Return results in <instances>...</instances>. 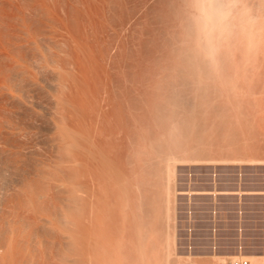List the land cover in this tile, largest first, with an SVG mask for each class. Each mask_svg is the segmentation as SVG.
<instances>
[{"label":"rangeland","instance_id":"rangeland-1","mask_svg":"<svg viewBox=\"0 0 264 264\" xmlns=\"http://www.w3.org/2000/svg\"><path fill=\"white\" fill-rule=\"evenodd\" d=\"M236 1H237L236 2L237 4L234 1L236 6L235 5L233 6V8L236 9V11L232 10V14L234 12L235 14L233 16H236V14L239 12V17L242 16V19L240 18V20L242 21L238 20L237 22V20L235 21L236 17L235 19L233 17L235 21L234 24L236 25L235 27L233 26L234 24L231 25L232 32L230 30L231 34L228 35L227 41L225 42L226 43L225 48L223 45V50L221 49L222 50L220 52L221 55L219 56H221L222 58L218 57L219 59L217 63L218 66L216 67L215 70H207L205 75L203 76L204 78H202L200 84H198V78H196L197 70H193L192 68H189L188 64L184 62L186 61L185 53L187 54L185 49H187L188 46L190 45V42H188V37L186 36V30L188 29V25H190L189 21L191 19L190 18L191 16L188 12V9H189L188 0H57V1L56 0H39V2H42L43 4L38 3V0H34V1L33 0H9V1L0 0V13H1L0 14L1 16L0 17V31H1L0 32V56L4 58V59H1L0 57V71H1L0 80L2 82L0 83L1 85L3 84L5 85V86L3 85L4 87L0 86V92H1L0 99L2 100L3 98H7V99H4L5 101L3 100L0 101V104H1L0 105V126H1L0 130L3 129V131H0V141H1L0 142V163H1L0 164V169H1L0 170V182H1L0 183V188H1L0 189V217L2 216V218H0V228H2L0 229L1 230L0 231V237H1L0 246L1 247L3 246V242L5 244V241H4L6 239L5 237L8 235V232H9L8 229L10 225L13 224V222L14 224L16 223L18 224L19 222H21L22 224V221H24L23 224L27 226L26 221H28L29 225L27 226V228L29 227L31 228L32 226V228L34 229L36 226L38 227L36 228V230H33L31 228V231L33 230L31 233L29 232L30 228L28 229L29 230L28 231L29 232L28 241L31 240L30 242H28V244L31 243L30 244L32 248L31 251L33 250V248H36V249L38 248L39 254H40V251H41L40 248L46 245L45 250L43 249L44 248L43 247L42 251L43 250L44 251L43 252L41 251L42 253L46 251L45 252L46 259L49 260L50 256L53 258L56 255L55 250L57 249H54L56 248L54 246H57V242L59 243L58 239L60 236L62 240L63 235L58 234L61 231L60 229H58V231L54 229L56 231L55 233V231L53 230V228L55 227L53 226H56L57 228L58 223L61 224L62 222L61 220H59V218H61V215L62 217L64 216L62 212L64 213L65 211L64 208L66 207L65 206L66 202L64 204L63 199L65 198L66 193H68V191L66 192L65 190L63 191L60 189L70 190L76 186L74 184L75 186L71 188V186L73 185L72 184L73 182L71 183L70 180H69L70 182L66 180L68 184H63L64 186L61 183L65 182V180H62V179H64L65 176L68 175L70 172L76 173V172H72L74 169L75 170L78 169L81 172L82 171L86 172L88 173V175L91 174L89 175V177H87V174H86L84 177L80 176L77 178V180L80 183H82L81 185L83 186L87 185L86 187L89 190V192L91 190L94 193L98 190V188L99 189L100 187L103 188V186H105L107 190L105 188H103L102 190H106V191L109 190L107 193L105 191L106 194H104V197L102 196L103 201H104L102 203L105 205L104 206L103 204L101 205L104 208V210L107 207L111 208L113 204H110V202L112 201L113 203L115 199L116 201L114 202V207H113L114 209L118 210V208L125 206V212L127 213V217H126L127 220L124 226L125 235L126 234L128 236L134 235L133 234L135 233L134 231H137V229H139V227L137 226L139 220L141 221V224H138V225H140V229L142 228V230L140 231H143V233L146 230L147 231L150 230L148 229V228H151V226L149 225V222L154 221L153 223L154 226L152 228H154L155 231L157 230V232L159 231L158 236L160 237V239L164 238V235H165L164 233H166V230H168V227L165 226L166 225V219H165L166 215L165 214L167 213L166 203L164 202L166 200L165 186L167 187V185H169L167 184V180H166L167 174L165 171L167 167L166 165L167 163H164V161L166 160L165 162H167L169 160V157L172 155V153H175L174 156L176 157L177 155V157H180L179 159H182V158L186 159V158H191V157L193 158V156L194 158L197 157L196 159H200V158L202 159V160L200 159L201 161L199 163H191V164L183 163L182 165L181 163L176 164L175 166L176 174H174V178L172 179L174 182L171 181L172 185L170 184L171 186H169L170 187L169 189L176 188V193H175L176 197H175V202H174L175 210L174 212L170 210V213L172 215L174 213L175 222L171 221L170 224L175 225L176 241L177 243H180L179 244L180 246L178 245L177 248L179 249L182 248L184 251L187 250L183 254L184 257L186 256L188 258V256H190L188 258L189 260L191 258L193 262H195V259H196V262L198 261V263L200 264H215L217 263L218 258L219 259L228 258V256L231 257L233 255H237V252H242L243 256L261 255V252L264 251V35H263L264 26H262L263 30L262 28L261 30L259 29L261 32L260 31L258 32L256 30L258 34L257 32H255L251 36L252 43L247 42V40L249 41V39H247L245 35H248V34L243 33V30H242L244 28V25L247 26V24L243 23V26L241 27V22H245L243 21L245 19V15H247L250 18L252 16H257L258 14L262 15L260 11L262 8H260L261 6H258L261 0H236ZM37 6L40 8H38ZM43 6L45 10L42 8ZM3 7L5 8L7 7V8L5 9ZM245 7L246 9L247 7H249V9L246 10L247 12L245 15L242 14L243 13L242 11L241 13L242 15L240 16V11L243 10V8L245 9ZM16 8H19V9H16ZM18 10L20 11L18 12ZM44 11L46 12V14ZM3 15H5L6 18H2ZM18 16H20V18ZM9 18L11 20H8ZM13 19L15 20V22ZM18 19H19V22H18ZM257 19H260V17ZM4 21H5V24H4ZM23 21L25 22L26 26ZM255 21L259 23V21L261 20L259 21L255 20ZM22 25H24V27ZM27 27L29 29V34H27L28 33V30L26 29ZM246 29L247 28H245V30ZM9 31L12 33H9ZM16 31L17 32L19 31L18 34ZM1 33L6 34V36L7 35L8 36L6 37L5 35H2ZM9 34H11L10 35L11 37L9 36ZM12 34H15V35L13 36ZM23 35L27 38H25ZM16 37H18V39H15ZM252 37L254 39H252ZM22 38L23 39L25 38L24 39V42L26 41L25 43L22 42L23 41ZM12 39L15 41H13ZM17 40H20V41H17ZM72 40L74 41V43H72L73 42ZM76 40L78 41L77 44H76L77 42ZM87 41L89 42V44L87 43ZM3 42H5V45ZM10 42H12L13 44ZM65 42L67 43L66 47H65ZM84 42H86L87 44ZM93 42L95 43L93 44ZM246 42L251 43L250 45H248V48H247ZM17 44L19 46H16ZM83 45H87V46H83ZM13 48H16V49L13 50ZM19 48H20V51H19ZM225 49L226 51H224ZM15 50L17 51V54ZM241 50L243 52H241ZM86 52L88 53L90 52V53L87 54ZM72 53L74 56L72 55ZM64 54H68V55L65 56ZM86 54L92 57L91 58L89 56L85 57L84 55ZM224 54L226 57L223 56ZM11 55L13 57L16 55L19 59L17 57H14L15 58L14 59ZM75 55L77 56V58ZM181 55H182V58H181ZM24 56H25V59H24ZM5 57L7 58L5 59ZM223 57H225V59ZM76 59L78 62L76 61ZM66 60L67 61L69 60L71 63L69 61L68 63ZM81 60L83 61V63ZM74 61L78 65H80L78 67L81 69V71L80 69L77 70L76 67L72 65L74 64ZM28 62L30 63V65H28L29 64ZM4 63L5 65H3ZM18 63H20L23 66L21 65H20L21 67L19 65L17 66ZM44 63L46 65H44ZM87 63H89L90 66ZM57 66L60 68V70ZM185 66H188V67L186 68ZM6 67L9 68L8 69L9 71L7 70ZM23 67L25 68L26 72L22 71L24 70ZM183 67L186 69H184ZM182 68H183V71H182ZM242 68H245V69H242ZM12 69H14V71L16 69H22V70H19V71L16 70L14 72ZM101 69L102 71H100ZM76 71L78 72L80 71V73L76 74L77 73ZM12 72L13 74L16 73L15 74L16 77L15 75H12L13 77L11 76ZM68 72L72 73V76L71 74L69 75ZM88 72L90 73L88 74ZM25 74H29V75H25ZM8 75L10 77H8ZM5 76H6V79L4 80ZM30 76H33V77H30ZM211 78L213 81L211 80ZM235 78H236V81H235ZM16 80H19V81H16ZM78 80H80L81 82L79 83ZM83 82L84 84H81ZM7 85L10 88H12L11 89L12 93H11L10 88L6 89L8 87ZM83 85H85L84 87L86 88H84ZM60 86L62 87L60 88ZM200 86H203L201 87L202 90L200 89ZM4 88L6 90H4ZM203 88L205 91L203 90ZM80 89H83V90H80ZM80 91L84 93L82 94ZM86 92H87V95H86ZM8 93L12 95L14 94V96ZM89 93H92V95ZM15 97H17V99H14ZM57 98H61V101H63V99L65 98L64 99L65 101L63 102H66V103H63V102L60 103L58 101L60 99H57ZM87 99L88 101H86ZM100 99H103V100H100ZM190 99H193V100H190ZM18 100H21V101H18ZM83 100L86 101L87 103L86 102L84 103ZM74 102H77L75 104L78 105L77 106L78 108L76 106H75L76 108L74 107L75 105L73 104ZM172 102L178 103L180 105H190V104L192 105V103H194L195 105L199 103L197 106L200 105L199 106L200 109L197 108V106L195 105L198 110L197 111L198 114H196L197 115V122H196L197 127H195L193 130L191 129L192 131H190L189 134H188L189 131L187 132L185 128V126L187 127L186 125L187 123L185 122L180 123L179 116H177V118L179 119H175L176 118L175 117L174 119H172L173 123L171 122V118H172L171 117V103ZM9 103H11L12 105ZM105 103L106 104L111 103V104L106 105ZM17 104H20V105H17ZM64 104H68V105L73 104L72 105L73 107L70 108V106L68 105L65 106ZM79 104L82 105L80 107L81 110L79 108L80 106ZM155 104H158V105H155ZM8 105L9 106L11 105V107H8ZM102 105L104 106L106 105V107ZM95 106H97V108ZM92 107H93V110H92ZM11 108H14L13 109L14 112ZM17 108L19 109L17 110ZM59 109L60 110L62 109V110L60 111ZM110 109L112 111L111 113L112 115L110 114L111 112ZM113 109L115 112L113 111ZM15 110L18 112L16 113ZM1 112L2 113L4 112L2 116H1ZM75 112L78 113V115ZM93 114L95 115L93 116ZM108 114H109V117H107ZM116 114L117 116H120V117L118 118ZM96 116L98 117L96 118ZM101 116H102V119H101ZM90 117L93 119H90ZM21 118H23L24 120ZM55 118H58L59 120ZM60 118L62 119V121ZM76 120H78V122H76ZM82 120L86 121L85 122L86 131L83 129L84 127H82L84 125V121ZM101 120L102 122H100ZM174 120H176L175 123H174ZM8 121H10L9 122L10 126L9 124H6L8 123ZM93 121L95 122V124L97 122V124L94 125ZM98 121H99V124H98ZM1 122H3V124ZM78 123H80L79 126H78ZM88 123L90 125H88ZM16 125H17L16 128L18 131L20 128H22V130L18 132L13 127ZM63 125L65 127H63ZM2 126L4 128H2ZM117 127L120 129H117ZM71 128H73L72 129V133L74 131L73 134H76L75 133L77 132L76 130H79V132L84 131V133L86 132L87 134L89 133V140L91 141V143L89 144L90 141L88 140L89 142L86 145L88 151H86L85 152L86 154L82 156L75 154L76 150L72 148L73 146H71L72 145L71 142L73 140L71 139V137L70 138L68 137L69 139H67V136L64 135L63 133L64 130L66 131L70 130L71 132ZM93 128H95V130ZM8 129L10 131L12 130L13 132L12 131L9 132ZM54 129L55 130L60 129V130L59 131L56 130L55 132ZM107 130L109 131L105 132ZM123 131L125 134L123 133ZM200 131H202V133ZM90 132L91 133L93 132L95 136L93 135V133H92L93 135L92 136ZM98 132L100 133V135ZM112 132H113V135H112ZM114 133H118V134H114ZM182 133H183V136L181 135ZM20 134L21 135L23 134L24 136H21ZM58 134H61L63 136L61 135L58 136ZM18 136H21L20 139ZM57 136L61 138V141H60V138H59V141L60 143H63L62 146L59 142L55 141L56 139L58 140ZM64 136L66 137L69 145L66 142ZM16 137H17V140H16ZM200 137H203V138H200ZM5 138H7V141ZM173 138H175V140ZM3 140H5L6 144ZM14 140H16L18 143H14L16 142ZM99 140L101 141L100 144H99L100 142ZM2 141H3V145L1 144ZM51 141H53L54 144ZM25 142L27 143L24 144ZM47 142L50 143V145L51 144L52 145L50 146ZM64 142L66 143L64 144ZM94 142L96 143V145ZM18 144H19V147L21 146V144H23L24 147L22 146V148L20 147L21 148L20 149L19 147H17ZM56 144L58 147L53 146ZM63 145L69 146V147H64ZM7 146H11V147H7ZM98 146L99 148H101V150H99ZM112 146H114L115 148H113ZM175 146L176 147L178 146V147L176 148ZM59 147L60 148L63 147L64 151L60 149ZM6 148L8 149V151ZM66 149H69V152ZM23 150H26V151L22 152ZM138 150H139V154H138ZM4 151H6V153ZM91 151L93 152V154ZM18 152L21 153V155L18 154ZM99 152H102L104 156L102 155V153L100 154ZM66 153L68 155H66ZM23 154H25L24 157H22ZM59 154L60 156H58ZM89 154L91 156H89ZM97 154L99 155L97 156ZM85 155H87L88 157ZM105 155L108 157H106ZM185 155L186 156L189 155V156L186 157ZM18 156H21V157H18ZM15 157L16 159H14ZM117 157H118V160H117ZM158 157L161 159H159ZM165 157H168V158L165 159ZM101 159H102V163H100ZM104 159L107 160L108 163L107 162L105 163ZM143 159H145L146 161L145 160L143 161ZM111 160H113V162ZM3 161H4V165H3ZM6 161L7 162L9 161V162L7 163ZM63 161H65L64 163L66 165L63 163ZM72 162L73 163L75 162L76 164H73ZM78 162L80 163L78 164ZM59 163L61 165H58ZM69 164H73V165H69ZM108 164L109 166H111L110 167L111 169H106L109 167L107 166ZM15 165L16 166L18 165L17 167H19L20 170ZM113 165L114 166L116 165V166L114 167ZM162 166H166V167H162ZM53 167L56 170L51 169ZM63 167L67 169L65 170ZM99 167L103 170L99 169ZM139 167H142V168L139 169ZM57 169L59 171L61 170V172L62 171L64 172L60 173L59 171H57ZM40 170L42 172H40ZM117 170H121V172L120 171L117 172ZM37 172H39L41 176L39 173L37 174ZM51 172L53 174H51ZM106 172H107V175H106ZM124 172L126 174H124ZM152 172H153V175H152ZM35 173L38 176L35 175ZM43 174L45 176H42ZM133 174L134 176H131ZM34 175L36 178H34ZM47 175H49L52 178L50 179V177L49 176L47 177ZM53 175L54 176L56 175V177L59 178L58 180L59 181L61 180V183L58 182V180L56 181L57 178H55ZM28 176L30 177V179L32 178V180H30ZM61 176L62 178H60ZM101 176L103 177L105 181L102 180ZM39 177H41V179ZM95 177L99 181L97 179H94ZM121 177L125 178L124 181ZM46 178L49 179V181ZM106 178L109 179L110 182L107 181ZM25 180L29 181V183L32 186L31 188L34 189V193L37 194L35 195L37 198L33 196L34 193L32 194V196L30 194L31 197L29 196L26 197L24 194H22L24 193L22 189L24 187L23 184L28 183L27 181L25 182ZM120 180L123 181L122 184ZM38 181H41L40 182L41 184H39ZM44 181L48 183L46 184V182ZM79 182H77V184H79ZM83 182L85 183L83 184ZM119 182H120V185L118 184ZM58 183L60 184V186ZM145 183H146V186H145ZM43 184L47 186L44 185L43 187L42 186ZM69 184H72V185L69 186ZM132 185H134V187H132ZM16 186H19V188ZM38 187L39 189L40 188H43V189L39 190ZM74 191H73V194L76 193V191L75 192ZM57 192H60V193L56 194ZM63 192H66L65 195ZM52 193L53 195H51ZM26 194L28 195V193ZM63 195H64V198H63ZM15 196H16V199H15ZM55 197L56 198L59 197L60 199L58 198L59 200H57L55 199ZM27 198L30 200H27ZM23 199H26V201L28 202H26ZM123 201H124V204L121 205V202L123 203ZM108 203H109V206H108ZM119 203H120V206H119ZM8 204H9V207L8 206L5 207ZM62 204H64L65 207H63ZM60 205L62 209L60 208ZM140 205L141 207L138 208ZM11 206L13 207L12 211L10 209ZM129 207L133 209V211ZM134 208L135 209L138 208L140 211L135 210ZM35 209L37 211H35ZM14 210L16 213L14 212ZM4 211L6 213L8 211V213L6 214L4 213ZM31 211L35 213L33 214ZM134 212L138 215V218ZM151 213H153V215ZM54 214H56L58 217H56V215ZM19 215H21V217ZM39 215H41V217ZM13 216L15 217V219H13L14 218ZM38 216L41 219H39ZM139 216H141L142 218H140ZM42 217L44 218V220ZM50 217H52L53 219H51ZM130 219H131V222H130ZM6 220L7 222H5ZM10 220L11 221L14 220V221L11 222ZM34 220L37 222H34ZM38 223H41V224H38ZM135 224L137 228L135 227ZM44 225H45V228H44ZM18 227L20 228L21 226H18ZM39 227L40 228L43 227V228L40 230ZM48 227H50V229ZM59 227L61 226L58 225V228ZM37 229L40 232L37 231ZM46 229H49V230L45 231ZM43 232H45V235ZM32 233H35L36 236L33 235ZM53 233H55L58 236V238ZM54 235L55 237H53ZM30 237L31 239H29ZM51 237H53L54 242H56V244L53 241L51 242L49 240ZM2 238H5V239H2ZM36 239L37 240L39 239V241L37 242ZM55 239L57 240L55 241ZM63 240L61 242H63ZM39 242H40V245L37 244ZM52 243H54V246H52L53 245ZM156 244L161 245L158 242L155 243V245ZM1 247H0V250L2 249ZM50 248L54 250L52 251ZM38 249L36 250L37 252L34 250L35 252H32V253L37 254ZM188 253L190 255H188ZM52 258H50L51 259L50 261L53 260ZM48 263L52 264L53 262L50 263L49 261H47V264ZM162 263H163V260L161 261V264ZM231 263L232 261H230L228 264H231ZM224 264H226V262Z\"/></svg>","mask_w":264,"mask_h":264},{"label":"bare ground","instance_id":"bare-ground-1","mask_svg":"<svg viewBox=\"0 0 264 264\" xmlns=\"http://www.w3.org/2000/svg\"><path fill=\"white\" fill-rule=\"evenodd\" d=\"M5 1V0H4ZM9 1V0H8ZM34 1V0H33ZM57 1V0H56ZM234 1H235V3L237 2L236 0H209V2H210V6L212 7V9L216 12V14H217V24H216V29H215V31H214V33H213V36H212V47H213V49H214V52H213V54L209 57L208 55H207V53H206V45L202 42V39L199 37V35H198V33H197V31H196V29H195V27H194V25H193V21H192V15H193V7H194V0H188V7H189V9H188V12H189V14H190V25H188V29L186 30V36L188 37V42H190V45L188 46V48L187 49H185L186 50V52H187V54L185 53V55H186V61H184L185 63H187L188 64V66H189V68H192L193 70H197V75H196V78H198V84H200V82H201V80H202V78H204L203 76L205 75V73H206V71L207 70H215L216 69V67L218 66L217 65V63H218V57H221V56H219V55H221V51L223 50V45H224V48H225V45H226V41H227V38H228V35L229 34H231L230 33V30L232 29L231 28V25H233L234 23H235V21L237 20V22H238V20H240V18L242 19V14L243 15H245L246 14V10L247 9H249V7H247V9H246V7H245V9L243 8V10H241L240 11V16L241 17H239V12L236 14V16H233L235 13L233 12V14H232V10H235L236 11V9H234L233 8V6L235 5V3H234ZM13 2V1H12ZM18 2V1H17ZM8 3V2H7ZM6 3V4H7ZM36 3H37V1H36ZM35 3V4H36ZM38 3H41V4H43L42 2H39V0H38ZM98 3V2H97ZM5 4V3H4ZM237 4V3H236ZM74 5V4H73ZM242 5V4H241ZM257 5V4H256ZM5 6V5H4ZM18 6H19V4H18ZM36 6V5H35ZM38 6H40V5H38ZM37 6V7H38ZM236 6V5H235ZM247 6V5H246ZM258 6H261L260 8H262L260 11H261V13H262V15L260 14H258L257 16H252L251 18L250 17H248L247 15H245V19L243 20V21H245V22H241V27L243 26V23H246L247 24V26L246 25H244V28L242 29L241 27V29L243 30V33H245V34H248V35H245L246 37H247V39H249V41L247 40V42H251L252 43V40H251V36L255 33V32H259L260 30H261V28H262V26H264V0H261L260 1V4L258 5ZM16 7V6H15ZM14 7V8H15ZM244 7V6H243ZM3 8H5V7H3ZM7 8V7H6ZM5 8V9H6ZM21 8V7H20ZM23 8V7H22ZM38 8H40V7H38ZM43 9H44V6L42 7ZM236 8V7H235ZM242 8V7H241ZM16 9H19V8H16ZM47 9V8H46ZM22 10V9H21ZM37 10V9H36ZM45 10V9H44ZM48 10V9H47ZM257 10V9H256ZM8 11V10H7ZM20 10H18V12H19ZM38 11V10H37ZM242 11H243V13H242ZM17 12V13H18ZM45 12V11H44ZM257 12V11H256ZM242 13V14H241ZM1 14V13H0ZM8 14V13H7ZM22 14V13H21ZM45 14H46V12H45ZM32 15V14H31ZM100 15H102V14H100ZM4 16V17H3ZM2 16V18H6L5 17V15H3ZM16 16V15H15ZM37 16V15H36ZM41 16V15H40ZM260 17V19H257V18H259ZM1 17V16H0ZM8 17V16H7ZM12 17V16H11ZM19 18H20V16H18ZM42 17V16H41ZM111 17V16H110ZM187 17H188V15H187ZM233 17H234V19H235V17H236V19H235V21H234V19H233ZM239 17V18H238ZM244 17V16H243ZM255 17V18H254ZM1 18V19H2ZM17 18V17H16ZM22 18V17H21ZM43 18V17H42ZM46 18V17H45ZM69 18V17H68ZM253 18V19H252ZM51 19V18H50ZM91 19V18H90ZM8 20H11L10 18L8 19ZM14 20V19H13ZM25 20V19H24ZM255 20H261V21H259V23H257V21H255ZM50 21V20H49ZM52 21V20H51ZM232 21H233V23H232ZM240 21H242V20H240ZM1 22H2V20H1ZM14 22H15V20H14ZM18 22H19V19H18ZM17 22V23H18ZM24 22V21H23ZM36 22H38V21H36ZM85 22V21H84ZM103 23V22H102ZM4 24H5V21H4ZM12 24V23H11ZM23 24V23H22ZM24 24H25V22H24ZM7 25V24H6ZM19 25V24H18ZM18 25H17V27H18ZM21 25V24H20ZM37 25H39V24H37ZM109 25V24H108ZM235 25L236 24H234L233 26L235 27ZM23 27H24V25H22ZM25 26H26V24H25ZM48 26V25H47ZM186 26H187V24H186ZM22 27V28H23ZM51 27V26H50ZM114 27V26H113ZM112 27V28H113ZM5 28H6V26H5ZM10 28V27H9ZM29 28H30V26H29ZM42 28V27H41ZM44 28H46V27H44ZM116 28H118V27H116ZM245 28H247L246 30H245ZM14 29V28H13ZM27 30H28V33L27 34H29V29H28V27L26 28ZM54 29H56V28H54ZM260 29V30H259ZM3 30V29H2ZM18 30V29H17ZM48 30V29H47ZM257 30V31H256ZM262 30H263V28H262ZM12 31V30H11ZM51 31V30H50ZM61 31V30H60ZM90 31H91V29H90ZM95 31V30H94ZM1 32V31H0ZM17 32V31H16ZM19 32V31H18ZM18 32H17V34H18ZM23 32V31H22ZM27 32V31H26ZM56 32V31H55ZM231 32H232V30H231ZM235 32V31H234ZM242 32V31H241ZM258 32H257V34H258ZM261 32V31H260ZM263 32H264V30H263ZM9 33H12V32H10L9 31ZM45 33V32H44ZM53 33V32H52ZM126 33V32H125ZM240 33V32H239ZM2 34V33H1ZM16 34V33H15ZM15 34H12L13 36L15 35ZM24 34V33H23ZM27 34H25V35H27ZM42 34V33H41ZM50 34V33H49ZM256 34V35H257ZM2 35H5L6 36V34H2ZM11 34H9V36H10ZM22 35V34H21ZM95 35V34H94ZM236 35V34H235ZM255 35V36H256ZM264 35V34H263ZM8 36V35H7ZM6 36V37H7ZM13 36H12V38H13ZM24 36V35H23ZM31 36V35H30ZM37 36V35H36ZM82 36V35H81ZM113 36V35H112ZM231 36H233V35H231ZM262 36V35H261ZM11 37V36H10ZM25 37V36H24ZM254 37V36H253ZM252 37V39H254ZM258 37V36H257ZM263 37V36H262ZM25 38H27V37H25ZM24 38V39H25ZM76 38V37H75ZM183 38H185V37H183ZM259 38V37H258ZM2 39V38H1ZM15 39H18V37H16ZM23 39V38H22ZM24 39H23V41L22 42H24ZM34 39H36V38H34ZM13 40V39H12ZM65 40V39H64ZM184 40V39H183ZM235 40V39H234ZM13 41H15V40H13ZM17 41H20V40H17ZM16 41V42H17ZM31 41V40H30ZM70 41V40H69ZM73 41V40H72ZM77 41V40H76ZM75 41V42H76ZM82 41V40H81ZM96 41V40H95ZM26 42V41H25ZM24 42V43H25ZM83 42V41H82ZM119 42V41H118ZM246 42V43H247ZM4 43V45H5V42H3ZM10 43H12V42H10ZM15 43V42H14ZM24 43H22V44H24ZM31 43V42H30ZM71 43V42H70ZM72 43H74V41L72 42ZM78 43V41L76 42V44ZM84 43H86V42H84ZM83 43V44H84ZM87 43L89 44V42L87 41ZM86 43V44H87ZM95 42H93V44H94ZM110 43V42H109ZM225 43V44H224ZM228 43V42H227ZM239 43V42H238ZM251 43H247V48H248V45H250ZM13 44V43H12ZM12 44H10V45H12ZM20 44V43H19ZM21 44V45H22ZM37 44V43H36ZM66 42H65V47H66ZM76 44H75V46H76ZM79 44H80V42H79ZM126 44V43H125ZM230 44H232V43H230ZM34 45V44H33ZM183 45V44H182ZM253 45V44H252ZM9 46V45H8ZM8 46H6V47H8ZM16 46H19L18 44L16 45ZM28 46V45H27ZM26 46V47H27ZM69 46H70V44H69ZM83 46H87V45H83ZM89 46V45H88ZM1 47H3V46H1ZM77 47H78V45H77ZM117 47V46H116ZM187 47V46H186ZM185 47V48H186ZM246 47V46H245ZM25 48V47H24ZM121 48V47H120ZM123 48V47H122ZM14 49H16V48H13V50ZM18 49V48H17ZM70 49V48H69ZM71 49H73V48H71ZM78 49V48H77ZM87 49H89V48H87ZM117 49V48H116ZM222 49V50H221ZM229 49H230V47H229ZM252 49V48H251ZM6 50V49H5ZM24 50V49H23ZM176 50V49H175ZM7 51V50H6ZM11 51V50H10ZM16 51V50H15ZM19 51H20V48H19ZM28 51V50H27ZM80 51V50H79ZM88 51H90V50H88ZM92 51V50H91ZM125 51V50H124ZM224 51H226V49L224 50ZM228 51V50H227ZM12 52V51H11ZM69 52V51H68ZM71 52H72V50H71ZM93 52V51H92ZM101 52V51H100ZM241 52H243L242 50H241ZM34 53V52H33ZM66 53V52H65ZM79 53V52H78ZM81 53V52H80ZM87 54H89L88 52H86ZM95 53V52H94ZM223 53V52H222ZM232 53V52H231ZM16 54H17V51H16ZM25 54V53H24ZM28 54V53H27ZM43 54V53H42ZM69 54V53H68ZM68 54H64L65 56L66 55H68ZM75 54V53H74ZM84 55L85 57L86 56H89L90 58L92 57V56H90V55ZM100 54V53H99ZM102 54V53H101ZM14 55V54H13ZM59 55V54H58ZM63 55V54H62ZM72 55H73V53H72ZM113 55V54H112ZM183 55V54H182ZM182 55H181V58H182ZM241 55V54H240ZM2 56H4V55H2ZM12 56V55H11ZM10 56V57H11ZM46 56H47V54H46ZM74 56V55H73ZM76 56V55H75ZM83 56V57H84ZM100 56V55H99ZM223 56H225V54L223 55ZM1 57V56H0ZM13 57V56H12ZM14 57H17L16 55L14 56ZM13 57V58H14ZM32 57V56H31ZM59 57V56H58ZM68 57V56H67ZM102 57V56H101ZM180 57V56H179ZM183 57H185V56H183ZM226 57V56H225ZM225 57H223L224 59H225ZM7 57H5V59H6ZM18 58V57H17ZM57 58V57H56ZM75 58V57H74ZM76 58H77V56H76ZM222 58V57H221ZM1 59H4V58H2L1 57ZM15 59V58H14ZM13 59V60H14ZM19 59V58H18ZM22 59V58H21ZM24 59H25V56H24ZM40 59V58H39ZM63 59V58H62ZM84 59V58H83ZM89 59V58H88ZM248 59V58H247ZM78 60H79V58H78ZM97 60V59H96ZM182 60H184V59H182ZM12 61V60H11ZM23 61V60H22ZM53 61V60H52ZM67 61V60H66ZM69 61V60H68ZM67 61V62H68ZM73 61V60H72ZM76 61H77V59H76ZM82 61V60H81ZM93 61V60H92ZM239 61V60H238ZM244 61V60H243ZM13 62V61H12ZM15 62H17V61H15ZM57 62V61H56ZM63 62V61H62ZM70 62V61H69ZM68 62V63H69ZM78 62V61H77ZM100 62V61H99ZM240 62V61H239ZM29 63V62H28ZM39 63V62H38ZM42 63V62H41ZM52 63V62H51ZM59 63V62H58ZM71 63V62H70ZM82 63H83V61H82ZM120 63V62H119ZM245 63V62H244ZM15 64V63H14ZM81 64V63H80ZM89 66H90V64L89 63H87ZM100 64V63H99ZM3 65H5V63L3 64ZM20 66L21 64L20 63H18L17 64V66ZM28 65H30V63L28 64ZM27 65V66H28ZM44 65H46L45 63H44ZM55 65V64H54ZM67 65V64H66ZM72 65H74L75 67H76V69L77 70H79L80 68L78 67V66H80V65H78L75 61H74V64H72ZM94 65V64H93ZM102 65V64H101ZM8 66V65H7ZM17 66H16V68H17ZM21 66H23V65H21ZM20 66V67H21ZM59 66V65H58ZM57 66V67H58ZM62 66V65H61ZM168 66V65H167ZM181 66V65H180ZM188 66H185L186 68L188 67ZM2 67V66H1ZM14 67V66H13ZM25 67H26V65H25ZM70 67V66H69ZM172 67V66H171ZM230 67V66H229ZM237 67V66H236ZM5 68V67H4ZM7 68V67H6ZM59 68V67H58ZM92 68V67H91ZM95 68V67H94ZM100 68V67H99ZM184 68V67H183ZM183 68H182V71H183ZM186 68H184V69H186ZM241 68V67H240ZM9 68H7V70H8ZM23 69L24 70H22V69H16L17 71H19V70H22V71H24V72H26L25 71V68L23 67ZM28 69V68H27ZM63 69V68H62ZM65 69V68H64ZM69 69H71V68H69ZM69 69H68V71H69ZM85 69V68H84ZM93 69V68H92ZM104 69V68H103ZM165 69V68H164ZM242 69H245V68H242ZM13 71H14V69H12ZM15 70V71H16ZM59 70H60V68H59ZM66 70V69H65ZM73 70V69H72ZM187 70H189V69H187ZM203 70H205V71H203ZM3 71H5V70H3ZM9 71V70H8ZM7 71V72H8ZM11 71V70H10ZM14 71V72H15ZM51 71V70H50ZM62 71V70H61ZM80 71H81V69H80ZM80 71L78 72V71H76L77 73L76 74H78V73H80ZM86 71H88V70H86ZM90 71V70H89ZM100 71H102V69L100 70ZM1 72V71H0ZM28 72V71H27ZM96 72V71H95ZM142 72V71H141ZM153 72V71H152ZM212 72V71H211ZM214 72V71H213ZM54 73H55V71H54ZM69 73V75L71 74V76H72V73H70V72H68ZM67 73V74H68ZM90 72H88V74H89ZM102 73V72H101ZM1 74V73H0ZM4 74V73H3ZM16 73H14L13 74V72H12V74H11V76L12 75H15ZM66 74V75H67ZM213 74V73H212ZM211 74V75H212ZM215 74V73H214ZM241 74V73H240ZM10 75V74H9ZM8 75V77H10ZM19 75H20V73H19ZM22 75V74H21ZM23 75H24V73H23ZM25 75H29V74H25ZM36 75V74H35ZM80 75V74H79ZM99 75H100V73H99ZM148 75V74H147ZM154 75V74H153ZM194 75V74H193ZM193 75H192V77H193ZM230 75V74H229ZM2 76V75H1ZM18 76V75H17ZM74 76H75V74H74ZM83 76V75H82ZM90 76V75H89ZM96 76V75H95ZM156 76V75H155ZM158 76V75H157ZM198 76V77H197ZM216 76V75H215ZM13 77V76H12ZM15 77H16V75H15ZM30 77H33V76H30ZM98 77V76H97ZM184 77H185V75H184ZM210 77V76H209ZM28 78V77H27ZM68 78V77H67ZM66 78V79H67ZM88 78H90V77H88ZM6 79V76H5V78H4V80ZM15 79V78H14ZM13 79V80H14ZM35 79V78H34ZM70 79H71V77H70ZM75 79V78H74ZM79 79V78H78ZM208 79V78H207ZM215 79V78H214ZM3 80V79H2ZM3 80V81H4ZM8 80V79H7ZM6 80V81H7ZM33 80V79H32ZM63 80V79H62ZM82 80V79H81ZM89 80V79H88ZM87 80V81H88ZM91 80H92V78H91ZM140 80V79H139ZM197 80V79H196ZM196 80H194V81H196ZM211 80H212V78H211ZM220 80V79H219ZM16 81H19V80H16ZM26 81V80H25ZM68 81V80H67ZM193 81V82H194ZM206 81V80H205ZM213 81V80H212ZM235 81H236V78H235ZM0 82H1V80H0ZM34 82H35V80H34ZM33 82V83H34ZM78 82L80 83L81 81L80 80H78ZM99 82V81H98ZM156 82V81H155ZM170 82V81H169ZM2 83V82H1ZM1 83H0V86H3V85H1ZM15 83V82H14ZM20 83V82H19ZM74 83V82H73ZM157 83H158V81H157ZM16 84V83H15ZM24 84V83H23ZM63 84V83H62ZM81 84H84V82L83 83H81ZM89 84V83H88ZM20 85V84H19ZM26 85H28V84H26ZM36 85H37V83H36ZM73 85V84H72ZM171 85V84H170ZM203 85V84H202ZM227 85V84H226ZM5 86V85H4ZM3 86V87H4ZM8 86V85H7ZM11 86V85H10ZM15 86V85H14ZM85 85H83V87H84ZM92 86H93V84H92ZM125 86V85H124ZM156 86V85H155ZM172 86V85H171ZM194 86V85H193ZM23 87V86H22ZM62 86H60V88H61ZM72 87V86H71ZM91 87V86H90ZM198 87V86H197ZM201 87H203V86H200V89H201ZM228 87V86H227ZM234 87V86H233ZM10 87L8 86L6 89H9ZM64 88H65V86H64ZM68 88V87H67ZM75 88H77V87H75ZM84 88H86V87H84ZM94 88V87H93ZM210 88V87H209ZM3 89V88H2ZM5 88H4V90H6ZM12 88H10V90H11ZM194 89V88H193ZM230 89V88H229ZM236 89V88H235ZM3 90V91H4ZM20 90V89H19ZM65 90V89H64ZM80 90H83V89H80ZM87 90V89H86ZM94 90V89H93ZM93 90H92V92H93ZM106 90V89H105ZM158 90V89H157ZM202 90V89H201ZM203 90H204V88H203ZM46 91V90H45ZM88 91V90H87ZM107 91V90H106ZM205 91V90H204ZM204 91H202V92H204ZM211 91V90H210ZM7 92V91H6ZM5 92V93H6ZM16 92V91H15ZM23 92V91H22ZM81 93H82V91H80ZM95 92V91H94ZM113 92V91H112ZM197 92V91H196ZM199 92H200V90H199ZM1 93V92H0ZM11 93H12V90H11ZM21 93V92H20ZM69 93V92H68ZM80 93V94H81ZM84 93V92H83ZM82 93V94H83ZM99 93V92H98ZM142 93V92H141ZM8 94H10V93H8ZM18 94V93H17ZM47 94V93H46ZM89 94H91L92 95V93H89ZM158 94V93H157ZM178 94V93H177ZM7 95V94H6ZM10 95H12V94H10ZM21 95V94H20ZM45 95V94H44ZM71 95V94H70ZM74 95H75V93H74ZM78 95V94H77ZM86 95H87V92H86ZM104 95V94H103ZM168 95V94H167ZM173 95V94H172ZM12 96H14V94L12 95ZM17 96V95H16ZM24 96V95H23ZM85 96V95H84ZM6 97V96H5ZM59 97V96H58ZM69 97V96H68ZM73 97V96H72ZM78 97V96H77ZM94 97H95V95H94ZM134 97V96H133ZM164 97V96H163ZM171 97V96H170ZM179 97H181V96H179ZM19 98V97H18ZM67 98V97H66ZM83 98V97H82ZM92 98V97H91ZM106 98V97H105ZM104 98V99H105ZM229 98V97H228ZM4 99H7V98H3L2 100L3 101H5ZM14 99H17V97H15ZM57 99H60V100H58L60 103H62L63 101H65L64 99H63V101H61V98H57ZM79 99V98H78ZM97 99V98H96ZM96 99H94V100H96ZM98 99H99V97H98ZM169 99V98H168ZM195 99V98H194ZM198 99H199V97H198ZM208 99V98H207ZM1 99H0V101H2ZM11 100V99H10ZM22 100V99H21ZM21 100H18V101H21ZM25 100V99H24ZM67 100V99H66ZM100 100H103V99H100ZM106 100V99H105ZM105 100H104V102H105ZM167 100V99H166ZM174 100V99H173ZM190 100H193V99H190ZM196 100H197V98H196ZM8 101V100H7ZM6 101V102H7ZM12 101V100H11ZM84 101V100H83ZM86 101H88V99L86 100ZM86 101H84V103L86 102ZM91 101H92V99H91ZM16 102V101H15ZM70 102V101H69ZM79 102H81V101H79ZM164 102V101H163ZM180 102V101H179ZM22 103H23V101H22ZM56 103V102H55ZM63 103H66V102H63ZM75 103H77V102H74L73 104H75ZM87 103V102H86ZM232 103V102H231ZM9 104H11V103H9ZM29 104V103H28ZM71 104V103H70ZM72 104V105H73ZM96 104H98V103H96ZM106 104V103H105ZM108 104V103H107ZM106 104V105H107ZM111 104V103H110ZM110 104H108V105H110ZM169 104V103H168ZM199 104V103H198ZM198 104H195L196 106L198 105ZM1 105V104H0ZM3 105V104H2ZM12 105V104H11ZM11 105L9 106L8 105V107H11ZM13 105H14V103H13ZM17 105H20V104H17ZM65 106L66 105H68V104H64ZM72 105H68V106H70V108H72L73 106ZM80 105V104H79ZM86 105V104H85ZM90 105V104H89ZM106 105L104 106V105H102V106H104V107H106ZM155 105H158V104H155ZM194 105V103H192V105L190 104V105H180V104H178V103H171V122H172V119H174L175 117V119H179V118H177V116H179L180 117V123L181 122H185V123H187L186 125H187V127L185 126V128H186V130H187V132H188V134L190 133V131H192L195 127H197V115L196 114H198V110H197V108H199L200 109V105L199 106H197V108H196V106ZM205 105V104H204ZM230 105V104H229ZM23 106V105H22ZM56 106H57V104H56ZM77 107L78 105L77 104H75L74 105V107ZM82 105H80L79 106V108L81 107ZM91 106V105H90ZM152 106V105H151ZM163 106V105H162ZM209 106V105H208ZM7 107V108H8ZM75 107V108H76ZM84 107V106H83ZM96 108H97V106H95ZM233 107V106H232ZM4 108H5V106H4ZM6 108V109H7ZM16 108V107H15ZM51 108H52V106H51ZM64 108V107H63ZM78 108V107H77ZM86 108V107H85ZM100 108V107H99ZM112 108V107H111ZM121 108V107H120ZM156 108V107H155ZM205 108V107H204ZM208 108V107H207ZM12 110L14 109V108H11ZM19 108H17V110H18ZM21 109H23V108H21ZM104 109V108H103ZM102 109V110H103ZM157 109V108H156ZM9 110V109H8ZM11 110V111H12ZM60 110V109H59ZM62 110V109H61ZM60 110V111H61ZM65 110H66V108H65ZM65 110H63V111H65ZM80 110H81V108H80ZM88 110H90V109H88ZM92 110H93V107H92ZM130 110V109H129ZM168 110V109H167ZM4 111V110H3ZM21 111V110H20ZM19 111V112H20ZM25 111V110H24ZM57 111V110H56ZM106 111V110H105ZM110 111H111V109H110ZM113 111H114V109H113ZM118 111V110H117ZM5 112H7V111H5ZM8 112H10V111H8ZM13 112H14V110H13ZM15 112L17 113L18 111H16L15 110ZM29 112V111H28ZM83 112H85V111H83ZM101 112V111H100ZM108 112H109V110H108ZM115 112V111H114ZM149 112V111H148ZM151 112V111H150ZM153 112V111H152ZM4 113V112H3ZM2 112H1V116H2V114H3ZM21 113V112H20ZM69 113V112H68ZM67 113V114H68ZM76 113V112H75ZM89 113V112H88ZM98 113V112H97ZM112 113V111L110 112V114ZM200 113V112H199ZM209 113V112H208ZM12 114V113H11ZM24 114H26V113H24ZM33 114V113H32ZM70 114V113H69ZM77 115H78V113H76ZM86 114V113H85ZM126 114V113H125ZM163 114V113H162ZM8 115H9V113H8ZM29 115V114H28ZM79 115H81V114H79ZM82 115H83V113H82ZM87 115V114H86ZM95 114H93V116H94ZM112 115V114H111ZM110 115V116H111ZM137 115V114H136ZM155 115V114H154ZM196 115V116H195ZM12 116V115H11ZM61 116V115H60ZM63 116V115H62ZM116 116H117V114H116ZM72 117H74V116H72ZM76 117V116H75ZM98 116H96V118H97ZM106 117V116H105ZM104 117V118H105ZM107 117H109V114H108V116ZM106 117V118H107ZM113 117V116H112ZM118 118L120 117V116H117ZM8 118H10V117H8ZM62 118V117H61ZM60 118V119H61ZM68 118V117H67ZM114 118V117H113ZM118 118H116V119H118ZM133 118V117H132ZM208 118V117H207ZM21 119H23V118H21ZM55 119H58V118H55ZM75 119V118H74ZM84 119V118H83ZM90 119H93V118H91L90 117ZM94 119H95V117H94ZM101 119H102V116H101ZM138 119V118H137ZM24 120V119H23ZM59 120V119H58ZM58 120H56V121H58ZM87 120V119H86ZM89 120V119H88ZM113 120V119H112ZM28 121V120H27ZM33 121V120H32ZM61 121H62V119H61ZM60 121V122H61ZM82 121H84V125L82 126V127H84L83 129L85 130V120H82ZM94 121H96V120H94ZM93 121V122H94ZM104 121H105V119H104ZM175 121L176 120H174V123H175ZM5 122H7V121H5ZM10 121H8V123H6V124H9V126H10V123H9ZM11 122H12V120H11ZM14 122V121H13ZM30 122V121H29ZM59 122V123H60ZM76 122H78V120H76ZM100 122H102V120L100 121ZM143 122V121H142ZM2 124H3V122H1ZM20 123V122H19ZM54 123V122H53ZM56 123V122H55ZM104 123V122H103ZM112 123V122H111ZM115 123H116V121H115ZM118 123H119V121H118ZM173 123V122H172ZM178 123V122H177ZM180 123H179V125H180ZM185 123H183V124H185ZM5 124V123H4ZM12 124H14V123H12ZM17 124V123H16ZM79 124L80 123H78V126H79ZM83 124V123H82ZM81 124V125H82ZM96 124H97V122H96ZM95 124V122H94V125H96ZM98 124H99V121H98ZM110 124V123H109ZM19 125V124H18ZM23 125V124H22ZM25 125V124H24ZM27 125V124H26ZM58 125H60V124H58ZM80 125V126H81ZM88 125H90L89 123H88ZM92 125V124H91ZM108 125V124H107ZM116 125H118V124H116ZM116 125H115V127H116ZM130 125V124H129ZM182 125V124H181ZM209 125V124H208ZM21 126V125H20ZM57 126V125H56ZM75 126V125H74ZM111 126V125H110ZM1 127V126H0ZM16 130H17V125L16 126H13ZM24 127H26V126H24ZM34 127V126H33ZM38 127V126H37ZM50 127H52V126H50ZM54 127V126H53ZM63 127H65L64 125H63ZM76 127V126H75ZM106 127V126H105ZM113 127V126H112ZM120 127V126H119ZM123 127V126H122ZM151 127V126H150ZM149 127V128H150ZM153 127V126H152ZM178 127V126H177ZM181 127H183V126H181ZM209 127V126H208ZM2 128H4L3 126H2ZM28 128V127H27ZM90 128V127H89ZM107 128V127H106ZM114 128V127H113ZM138 128V127H137ZM205 128V127H204ZM13 129V128H12ZM64 129V128H63ZM67 129V128H66ZM72 129L73 128H71V132H70V130H64V135H66L67 136V139H69L70 137H71V139L73 140L71 143H72V145L71 146H73L72 148L73 149H75L76 150V153L75 154H78V155H80V156H82V155H84V154H86L85 152L86 151H88L87 150V147H86V145H87V143L90 141L89 140V133L87 134L86 132L84 133V131L83 132H79V130H76L77 132H75L76 134H73L74 133V131H73V133H72ZM78 129V128H77ZM82 129V128H81ZM82 129V130H83ZM94 130H95V128H93ZM97 129H99V128H97ZM102 129H103V127H102ZM101 129V130H102ZM105 129V128H104ZM108 129H109V127H108ZM117 129H120V128H118L117 127ZM125 129V128H124ZM192 129V130H191ZM209 129V128H208ZM211 129V128H210ZM9 130V129H8ZM20 130H22V128H20L19 129V131ZM26 130V129H25ZM55 130V129H54ZM57 130V129H56ZM56 130H55V132H56ZM60 130V129H59ZM59 130H57V131H59ZM106 130V129H105ZM112 130V129H111ZM178 130V129H177ZM180 130V129H179ZM182 130V129H181ZM185 130V131H186ZM196 130V129H195ZM0 131H3V129L2 130H0ZM12 131V130H11ZM10 130H9V132H11ZM18 131V130H17ZM18 131V132H19ZM86 131V130H85ZM89 131V130H88ZM100 131V130H99ZM109 130H107V131H105V132H108ZM113 131V130H112ZM117 131V130H116ZM115 131V132H116ZM145 131V130H144ZM168 131V130H167ZM5 132V131H4ZM13 132V131H12ZM14 132H15V130H14ZM22 132V131H21ZM28 132V131H27ZM70 132V133H69ZM79 132V133H78ZM101 132V131H100ZM136 132V131H135ZM172 132V131H171ZM180 132V131H179ZM201 133H202V131H200ZM204 132V131H203ZM205 132H206V130H205ZM35 133V132H34ZM60 133V132H59ZM91 133V132H90ZM93 133V132H92ZM92 133H91V135H92ZM99 133V132H98ZM110 133V132H109ZM123 133H124V131H123ZM141 133V132H140ZM178 133V132H177ZM194 133V132H193ZM198 133V132H197ZM8 134V133H7ZM12 134V133H11ZM18 134V133H17ZM30 134V133H29ZM55 134H57V133H55ZM97 134V133H96ZM114 134H118V133H114ZM125 134V133H124ZM127 134V133H126ZM167 134H168V132H167ZM185 134H186V132H185ZM204 134V133H203ZM211 134V133H210ZM6 135V134H5ZM21 135V134H20ZM59 135H61V134H58V136ZM93 135H94V133H93ZM92 135V136H93ZM99 135H100V133H99ZM108 135V134H107ZM112 135H113V132H112ZM137 135V134H136ZM175 135V134H174ZM179 135V134H178ZM182 136H183V133L181 134ZM11 136V135H10ZM17 136V135H16ZM21 136H24L23 134L21 135ZM21 136H18L19 137V139H20V137ZM57 136V137H58ZM61 136H63V135H61ZM95 136V135H94ZM104 136V135H103ZM105 136H106V134H105ZM110 136V135H109ZM109 136H107V137H109ZM115 136V135H114ZM124 136V135H123ZM141 136V135H140ZM147 136V135H146ZM186 136V135H185ZM5 137V136H4ZM27 137V136H26ZM52 137V136H51ZM50 137V138H51ZM69 137V138H68ZM120 137H122V136H120ZM125 137H126V135H125ZM194 137V136H193ZM192 137V138H193ZM207 137V136H206ZM59 138L60 137H58V140L56 139L55 141H57V142H59L60 143V141H61V138H60V141H59ZM64 138H65V140H66V142H67V139H66V137L64 136ZM92 138V137H91ZM100 138V137H99ZM106 138V137H105ZM156 138V137H155ZM190 138V137H189ZM200 138H203V137H200ZM6 139V141H7V138H5ZM30 139V138H29ZM38 139V138H37ZM53 139V138H52ZM123 139V138H122ZM142 139V138H141ZM154 139V138H153ZM152 139V140H153ZM174 140H175V138H173ZM206 139V138H205ZM205 139H203V140H205ZM16 140H17V137H16ZM16 140H14V141H16ZM24 140V139H23ZM23 140H22V142H23ZM89 140V141H88ZM176 140H177V138H176ZM199 140V139H198ZM4 142H5V140H3ZM3 141H2V145H3ZM50 141V140H49ZM71 141V140H70ZM100 141V140H99ZM98 141V142H99ZM167 141V140H166ZM191 141V140H190ZM1 142V141H0ZM51 142H53V141H51ZM66 142H64V144L66 143ZM96 142V141H95ZM94 142V143H95ZM142 142V141H141ZM175 142V141H174ZM185 142V141H184ZM14 143H18L17 141L16 142H14ZM27 142H25L24 144H26ZM48 143V142H47ZM68 143V142H67ZM70 143V144H71ZM91 143V141L89 142V144ZM101 143V141L99 142V144ZM109 143H110V141H109ZM115 143V142H114ZM159 143V142H158ZM171 143V142H170ZM173 143V142H172ZM5 144H6V142H5ZM49 145H50V143H48ZM53 144H54V142H53ZM61 144V146H62V144L63 143H60ZM103 144V143H102ZM105 144V143H104ZM106 144H108V143H106ZM169 144V143H168ZM9 145V144H8ZM11 145V144H10ZM28 145H30V144H28ZM52 145V144H51ZM50 145V146H51ZM59 145V144H58ZM67 145V144H66ZM68 145H69V143H68ZM93 145V144H92ZM95 145H96V143H95ZM94 145V146H95ZM110 145V144H109ZM115 145V144H114ZM117 145V144H116ZM120 145V144H119ZM201 145V144H200ZM5 146V145H4ZM22 146H23V144H21V148H22ZM26 146V145H25ZM54 147H56L57 146V144L56 145H53ZM60 146V145H59ZM64 146V145H63ZM93 146V147H94ZM137 146V145H136ZM142 146V145H141ZM140 146V147H141ZM153 146H155V145H153ZM174 146V145H173ZM7 147H11V146H7ZM13 147V146H12ZM17 147H19V144H18V146ZM19 147V148H20ZM24 147V146H23ZM27 147V146H26ZM29 147H31V146H29ZM58 147V146H57ZM64 147H69V146H64ZM92 147V146H91ZM101 147V146H100ZM103 147V146H102ZM113 148H115L114 146H112ZM111 147V148H112ZM130 147H131V145H130ZM176 147V146H175ZM178 147V146H177ZM176 147V148H177ZM198 147V146H197ZM18 148V149H19ZM20 148V149H21ZM60 148V147H59ZM98 148H99V146H98ZM106 148V147H105ZM150 148V147H149ZM173 148V147H172ZM189 148V147H188ZM193 148V147H192ZM196 148V147H195ZM7 149V148H6ZM5 149V150H6ZM15 149V148H14ZM19 149V150H20ZM30 149V148H29ZM60 149H62L63 150V147H61ZM93 149V148H92ZM131 149V148H130ZM156 149V148H155ZM166 149V148H165ZM175 149V148H174ZM11 150V149H10ZM17 150V149H16ZM53 150H54V148H53ZM66 150H68V152H69V149H66ZM72 150V149H71ZM99 150H101V148H99ZM106 150V149H105ZM104 150V151H105ZM112 150V149H111ZM141 150V149H140ZM154 150V149H153ZM7 151H8V149H7ZM24 151H26V150H23L22 152H24ZM39 151V150H38ZM58 151V150H57ZM64 151V150H63ZM93 151V150H92ZM91 151V152H92ZM97 151V150H96ZM108 151V150H107ZM142 151V150H141ZM172 151V150H171ZM3 152V151H2ZM5 153H6V151H4ZM15 152V151H14ZM17 152V151H16ZM59 152V151H58ZM90 152V153H91ZM98 152V151H97ZM103 152V151H102ZM102 152H99L100 154L102 153ZM134 152V151H133ZM163 152V151H162ZM189 152V151H188ZM54 153V152H53ZM63 153H65V152H63ZM88 153V152H87ZM104 153V152H103ZM102 153V155L104 156V154ZM115 153V152H114ZM121 153V152H120ZM141 153V152H140ZM145 153V152H144ZM150 153V152H149ZM164 153V152H163ZM172 153V152H171ZM18 154H20L21 155V153H19L18 152ZM56 154V153H55ZM92 154H93V152H92ZM95 154V153H94ZM108 154V153H107ZM106 154V155H107ZM138 154H139V150H138ZM138 154H137V156H138ZM142 154H143V152H142ZM146 154V153H145ZM174 154L175 153H172V155H173V157H172V155L169 157V160L167 161V162H165L166 160V158H168V157H165V161H164V163H167L166 165H167V167L166 166H162V167H166V176H167V184H169V185H167V187L165 186V191H166V200L164 201L165 203H166V225L165 226H167L168 227V230H166V233H164L165 235H164V238H161L160 239V237L158 236V232H157V230L155 231L154 230V228H152L154 225H153V223H154V221L153 222H149V225L151 226V228H148V229H150V230H146L144 233H143V231H140V230H142V228L140 229V225H138V224H141V221L139 220V222H138V224H137V226L139 227V229H137V231H134L135 233H133L134 235H125V230H124V226H125V223H126V220H127V213L125 212V206L124 207H121V208H118V210L117 209H114L113 207H114V202L116 201V199L113 201V203H112V201L110 202V204H113V206H111V208H105V210H104V208L102 207V205L101 204H103L102 202H104L103 201V197H104V194H106L108 191H106L107 189L105 188V186H103V188H105L106 190H102L103 188H101L100 187V189L98 188V190L96 191V192H92L91 190H90V192H89V190L87 189V185L86 186H83V185H81L82 183H80L78 180H77V178L78 177H84L86 174H87V177H89V175H91V174H89L88 175V173H86V172H81V171H79L78 169V171L77 170H73L72 172H76V173H69L68 175H66L65 176V178L64 179H62V180H65V182L64 183H61V180L59 181L58 179L59 178H57L56 177V175L54 176L55 178H57L56 179V181L58 180V182H60L62 185L63 184H68L67 182H66V180H68V182H70L71 181V183L73 184H69V186H71V188L73 187V186H75V187H73L72 189H70V190H67V189H60V190H65L66 192L68 191V193H66V192H63L64 193V195H65V193H66V196H65V198H64V195H63V198H61V199H63L64 200V204H65V202H66V204H65V206H64V204H62L63 205V207H65L64 209H65V211H64V213L62 212V214H64V216L62 217V215H61V218H59V220H61L62 222H61V224H59L58 223V225H60L61 227H59L58 228V225L57 224H55V225H57V228H56V226H53V227H55V228H53V230L55 229L56 231H58V229H60L61 231L58 233V234H62L63 235V238H62V240H63V242H61L62 240H61V236L59 237V243L57 242V246H54V243L56 244V242H54V239H53V237H55V233H56V231H55V233H53V234H55L53 237H51L49 240L52 242H54V243H52L51 245L52 246H54V247H56V248H54V249H57V250H55L54 252L56 253V255L52 258L51 256H50V258H52L53 260L52 261H50L51 259L49 258V260H47L46 259V257H45V252L44 253H42L44 250H45V247H46V245L45 246H43L42 248L44 249L43 251H42V248H40V250L42 251H40V254H39V249H38V253L37 254H35V253H32V252H35L37 249L36 248H33V250L31 251V246H30V244L31 243H29L28 244V242H30V241H28V234H29V232L31 233L33 230H36V228H38L37 226L33 229L32 228V226H31V228L33 229L32 231H31V228H30V231L28 230L29 228H27V226L29 225L28 223V221H26L27 223V226L26 225H24L23 223H24V221H22V224H21V222H19V221H17V222H19L20 223V225H19V223L17 224L16 222V224H17V226H16V224H14V222H13V224L12 225H10V227H9V232H8V235L5 237L4 235V237L6 238H2V239H5L4 241H5V244H4V242H3V240H2V242H3V246L1 247L2 249L0 250V264H47V261H49L50 263H52V264H161V261L163 260V263L162 264H200V263H198V261L196 262V259H195V262H193V260L190 258V260L188 259L190 256H188V258L185 256L184 257V252L185 251H187V250H183L182 248H177V246L180 244V243H177V241H176V229H175V225L173 224H170L171 223V221L173 222L174 221V219H175V216H174V213H173V215L170 213V210H172L173 212H174V210H175V207H174V202H175V197H176V188H173V189H169L170 187L169 186H171L172 185V182H174L172 179L174 178V174H176L175 173V166H176V164H180L181 163V165L184 163V164H186V163H188V164H191V163H199L201 160L200 159H196L197 157H195L194 158V156H193V158L191 157V158H186V157H188V156H186L185 158L186 159H179L180 157H177V155H176V157L174 156ZM177 154H179V153H177ZM2 155V154H1ZM14 155V154H13ZM24 155L25 154H23V156L22 157H24ZM57 155V154H56ZM66 155H68L67 153H66ZM88 155V154H87ZM87 155H85V156H87ZM99 154H97V156H98ZM101 155V156H102ZM105 155V156H106ZM119 155V154H118ZM125 155V154H124ZM130 155V154H129ZM136 155V154H135ZM147 155V154H146ZM161 155V154H160ZM168 155H169V153H168ZM201 155V154H200ZM17 156V155H16ZM58 156H60V154L58 155ZM62 156H63V154H62ZM65 156V155H64ZM89 156H91L90 154H89ZM93 156V155H92ZM100 156V157H101ZM113 156V155H112ZM149 156V155H148ZM18 157H21V156H18ZM32 157V156H31ZM68 157V156H67ZM71 157V156H70ZM88 157V156H87ZM106 157H108V156H106ZM132 157V156H131ZM157 157V156H156ZM183 157V156H182ZM9 158V157H8ZM26 158V157H25ZM47 158V157H46ZM59 158V157H58ZM63 158V157H62ZM65 158V157H64ZM92 158V157H91ZM104 158V157H103ZM102 158V159H103ZM148 158V157H147ZM159 158V157H158ZM248 158V157H247ZM14 159H16V157L14 158ZM14 159H12V160H14ZM22 159V158H21ZM28 159V158H27ZM48 159V158H47ZM57 159V158H56ZM68 159V158H67ZM89 159H90V157H89ZM96 159V158H95ZM102 159H101V162L100 163H102ZM109 159V158H108ZM125 159H126V157H125ZM137 159V158H136ZM159 159H161V158H159ZM223 159H225V158H223ZM249 159V158H248ZM5 160V159H4ZM8 160V159H7ZM18 160V159H17ZM23 160H25V159H23ZM29 160V159H28ZM60 160V159H59ZM62 160V159H61ZM65 160V159H64ZM92 160V159H91ZM105 160V159H104ZM110 160V159H109ZM117 160H118V157H117ZM145 159H143V161H144ZM155 160V159H154ZM209 160V159H208ZM207 160V161H208ZM213 160V159H212ZM243 160V159H242ZM19 161V160H18ZM40 161V160H39ZM42 161V160H41ZM90 161V160H89ZM112 162H113V160H111ZM146 161V160H145ZM163 161V160H162ZM7 162V161H6ZM9 162V161H8ZM7 162V163H8ZM10 162H11V160H10ZM45 162V161H44ZM59 162V161H58ZM65 161H63V163H64ZM81 162V161H80ZM80 162H78V164L80 163ZM85 162V161H84ZM95 162V161H94ZM97 162V161H96ZM107 162V160H105V163ZM124 162V161H123ZM140 162V161H139ZM156 162V161H155ZM214 162V161H213ZM14 163V162H13ZM12 163V164H13ZM29 163V162H28ZM31 163V162H30ZM48 163H50V162H48ZM61 163V162H60ZM58 164V165H61V164ZM69 163H71V162H69ZM73 163V162H72ZM104 163V162H103ZM108 163V162H107ZM122 163V162H121ZM136 163V162H135ZM163 163V162H162ZM242 163V162H241ZM1 164V163H0ZM18 164H19V162H18ZM24 164V163H23ZM65 164V163H64ZM73 164H76L75 162L73 163ZM73 164H69V165H73ZM82 164V163H81ZM159 164H160V162H159ZM3 165H4V161H3ZM27 165V164H26ZM26 165H25V167H26ZM32 165H33V163H32ZM66 165V164H65ZM104 165V164H103ZM117 165V164H116ZM115 165V166H116ZM137 165V164H136ZM135 165V166H136ZM165 165V164H164ZM16 166V165H15ZM18 166V165H17ZM16 166V167H17ZM23 166V165H22ZM39 166V165H38ZM53 166H55V165H53ZM83 166V165H82ZM94 166H96V165H94ZM99 166V165H98ZM107 166H109V164L107 165ZM114 166V165H113ZM114 166V167H115ZM118 166V165H117ZM122 166V165H121ZM157 166H158V164H157ZM3 167H5V166H3ZM34 167V166H33ZM52 167V166H51ZM66 167V166H65ZM70 167V166H69ZM90 167V166H89ZM101 167V166H100ZM99 167V169H101ZM111 166H109L108 168H106V169H111L110 168ZM126 167V166H125ZM161 167V168H162ZM9 168H11V167H9ZM13 168V167H12ZM15 168V167H14ZM17 168H19V167H17ZM28 168V167H27ZM37 168V167H36ZM48 168H50V167H48ZM64 168V167H63ZM74 168V167H73ZM104 168V167H103ZM121 168V167H120ZM119 168V169H120ZM140 168H142V167H139V169ZM156 168V167H155ZM6 169V168H5ZM25 169V168H24ZM39 169V168H38ZM51 169H54V167L53 168H51ZM62 169V168H61ZM65 170L67 169V168H64ZM91 169V168H90ZM105 169V168H104ZM113 169V168H112ZM116 169V168H115ZM151 169V168H150ZM159 169V168H158ZM163 169V168H162ZM1 170V169H0ZM8 170H10V169H8ZM19 170H20V168H19ZM21 170H23V169H21ZM37 170V169H36ZM54 170H56V169H54ZM72 170V169H71ZM101 170H103V169H101ZM114 170V169H113ZM126 170V169H125ZM128 170H130V169H128ZM135 170V169H134ZM6 171V170H5ZM11 171H12V169H11ZM25 171H27V170H25ZM39 171V170H38ZM57 171H59L58 169H57ZM91 171V170H90ZM109 171V170H108ZM107 171V172H108ZM118 171H120L121 172V170H117V172ZM136 171V170H135ZM2 172H3V170H2ZM14 172V171H13ZM16 172V171H15ZM22 172V171H21ZM31 172V171H30ZM30 172H29V174H30ZM40 172H42L41 170H40ZM50 172V171H49ZM60 173H63L64 171H62L61 172V170L59 171ZM67 172V171H66ZM107 172H106V175H107ZM138 172V171H137ZM162 172V171H161ZM5 173H7V172H5ZM26 173V172H25ZM39 172H37V174H38ZM54 173H55V171H54ZM68 173V172H67ZM97 173V172H96ZM100 173V172H99ZM105 173V172H104ZM111 173V172H110ZM141 173V172H140ZM160 173V172H159ZM10 174V173H9ZM28 174V173H27ZM36 173H35V175H37ZM40 174V173H39ZM45 174V173H44ZM42 175V176H45V175ZM50 174V173H49ZM51 174H53L52 172H51ZM118 174V173H117ZM124 174H126L125 172H124ZM136 174V173H135ZM151 174V173H150ZM35 175H34V178H36L35 177ZM65 175V174H64ZM94 175V174H93ZM99 175V174H98ZM103 175V174H102ZM128 175V174H127ZM152 175H153V172H152ZM156 175H158V174H156ZM3 176V175H2ZM6 176V175H5ZM21 176V175H20ZM38 176V175H37ZM40 176H41V174H40ZM49 175H47V177H48ZM117 176V175H116ZM131 176H134V174L133 175H131ZM139 176V175H138ZM145 176V175H144ZM165 176V177H166ZM19 177V176H18ZM29 177V176H28ZM50 177V176H49ZM102 177V176H101ZM110 177V176H109ZM124 177H125V175H124ZM155 177V176H154ZM176 177V176H175ZM12 178V177H11ZM23 178V177H22ZM21 178V179H22ZM40 179H41V177H39ZM52 177H50V179H51ZM60 178H62V176L60 177ZM76 178V179H75ZM93 178V177H92ZM91 178V179H92ZM99 178V177H98ZM107 178H108V176H107ZM106 178V179H107ZM118 178H119V176H118ZM122 178V177H121ZM29 179H30V177H29ZM44 179V178H43ZM42 179V180H43ZM47 179V178H46ZM94 179H97L96 177L94 178ZM101 179V178H100ZM115 179V178H114ZM123 179V181H124V179L125 178H122ZM130 179V178H129ZM20 180V179H19ZM30 180H32V178L30 179ZM36 180V179H35ZM48 181H49V179H47ZM70 180V181H69ZM98 180V179H97ZM102 180L103 181H105L104 179H103V177H102ZM134 180H135V178H134ZM27 180H25V182H26ZM79 182V184H77V182ZM86 181V180H85ZM96 181V180H95ZM99 181V180H98ZM107 181H109V179H107ZM107 181H106V183H107ZM121 181V180H120ZM123 181H121V184H122V182ZM139 181V180H138ZM159 181V180H158ZM172 181V182H171ZM28 183L26 184V183H24V181H23V183L25 184H23V192L24 193H22V194H24L26 197L27 196H29V197H31L32 196V194L34 193V189H32L31 187V184L29 183V181H27ZM39 182V184H41L40 182L41 181H38ZM44 182H46V181H44ZM110 182V181H109ZM115 182H117V181H115ZM154 182V181H153ZM1 183V182H0ZM20 183V182H19ZM43 183V182H42ZM48 182H46V184H47ZM55 183V182H54ZM85 182H83V184H84ZM101 183V182H100ZM131 183V182H130ZM138 183V182H137ZM164 183V182H163ZM162 183V184H163ZM166 183V182H165ZM3 184V183H2ZM59 184V183H58ZM75 184V185H74ZM87 184V183H86ZM103 184V183H102ZM105 184V183H104ZM119 185H120V182L118 183ZM139 184H140V182H139ZM152 184H154V183H152ZM159 184V183H158ZM171 184V185H170ZM34 185V184H33ZM44 185L45 184H43L42 186L44 187ZM49 185V184H48ZM99 185V184H98ZM97 185V186H98ZM114 185V184H113ZM130 185V184H129ZM149 185H150V183H149ZM166 185V184H165ZM15 186V185H14ZM36 186V185H35ZM45 186H47V185H45ZM52 186V185H51ZM56 186V185H55ZM54 186V187H55ZM59 186H60V184H59ZM64 186V185H63ZM97 186H95V187H97ZM112 186V185H111ZM135 186H136V184H135ZM145 186H146V183H145ZM162 186H164V185H162ZM16 187H18L19 188V186H16ZM34 187V186H33ZM40 187H41V185H40ZM132 187H134V185H132ZM151 187V186H150ZM6 188V187H5ZM53 188V187H52ZM58 188V187H57ZM56 188V189H57ZM92 188V187H91ZM90 188V189H91ZM108 188V187H107ZM110 188H112V187H110ZM116 188V187H115ZM120 188V187H119ZM139 188V187H138ZM1 189V188H0ZM8 189V188H7ZM16 189V188H15ZM38 189H39V187H38ZM38 189H37V191H38ZM43 188H40L39 190H42ZM49 189H51V188H49ZM54 189V188H53ZM52 189V190H53ZM55 189V190H56ZM76 189V190H75ZM94 189V188H93ZM95 189H97V188H95ZM114 189V188H113ZM124 189H126V188H124ZM130 189V188H129ZM162 189V188H161ZM71 190H72V192H71ZM76 191V193L75 194H73V191ZM122 190V189H121ZM131 190V189H130ZM135 190V189H134ZM133 190V191H134ZM142 190H143V188H142ZM164 190V189H163ZM2 191H3V189H2ZM7 191V190H6ZM14 191V190H13ZM47 191V190H46ZM74 191V192H75ZM105 191H106V193H105ZM125 191V190H124ZM132 191V190H131ZM164 191V192H165ZM9 192V191H8ZM17 192V191H16ZM21 192H22V190H21ZM40 192V191H39ZM43 192H45V191H43ZM42 192V193H43ZM49 192H50V190H49ZM61 192V191H60ZM60 192H57L56 194H59ZM122 192V191H121ZM129 192V191H128ZM19 193V192H18ZM26 193H28V195L26 194ZM54 193H55V191H54ZM110 193V192H109ZM117 193V192H116ZM186 193V192H185ZM30 194H31V196H30ZM39 194V193H38ZM115 194V193H114ZM134 194V193H133ZM141 194V193H140ZM35 195H37V194H35L34 193V195L33 196H35ZM41 195V194H40ZM44 195V194H43ZM51 195H53V193L51 194ZM55 195V194H54ZM62 195V194H61ZM116 195V194H115ZM6 196V195H5ZM11 196V195H10ZM42 196V195H41ZM45 196V195H44ZM103 196V197H102ZM117 196V195H116ZM115 196V197H116ZM139 196V195H138ZM4 197V196H3ZM8 197V196H7ZM36 197V196H35ZM46 197V196H45ZM48 197V196H47ZM50 197V196H49ZM111 197V196H110ZM118 197V196H117ZM149 197V196H148ZM154 197V196H153ZM13 198V197H12ZM37 198V197H36ZM51 198V197H50ZM53 198H54V196H53ZM59 198V197H58ZM58 198H56L55 197V199H57V200H59ZM108 198V197H107ZM114 198V197H113ZM125 198V197H124ZM4 199V198H3ZM15 199H16V196H15ZM33 199V198H32ZM38 199H39V197H38ZM48 199V198H47ZM106 199V198H105ZM117 199H119V198H117ZM127 199H129V198H127ZM126 199V200H127ZM141 199V198H140ZM146 199H148V198H146ZM22 200V199H21ZM23 200H25L26 201V199H23ZM27 200H30V199H28L27 198ZM52 200V199H51ZM50 200V201H51ZM108 200V199H107ZM131 200V199H130ZM143 200V199H142ZM151 200H152V198H151ZM4 201V200H3ZM9 201H11V200H9ZM13 201H14V199H13ZM16 201V200H15ZM38 201V200H37ZM49 201V202H50ZM118 201V200H117ZM122 201V200H121ZM129 201V200H128ZM135 201V200H134ZM147 201V200H146ZM145 201V202H146ZM19 202H21V201H19ZM26 202H28V201H26ZM31 202V201H30ZM34 202V201H33ZM44 202H45V200H44ZM138 202V201H137ZM141 202V201H140ZM23 203H25V202H23ZM40 203V202H39ZM38 203V204H39ZM61 203H63V202H61ZM116 203H118V202H116ZM128 203V202H127ZM126 203V204H127ZM14 204V203H13ZM49 204V203H48ZM51 204V203H50ZM122 204H124V201H123V203L121 202V205ZM142 204V203H141ZM149 204H151V203H149ZM28 205V204H27ZM27 205H25V206H27ZM44 205V204H43ZM105 204H103V206H104ZM139 205V204H138ZM9 207V204L8 205H6L5 207ZM42 206V205H41ZM40 206V207H41ZM47 206V205H46ZM49 206H51V205H49ZM57 206V205H56ZM55 206V207H56ZM108 206H109V203H108ZM119 206H120V203H119ZM130 206V205H129ZM158 206V205H157ZM18 207V206H17ZM30 207V206H29ZM43 207V206H42ZM58 207H59V205H58ZM118 207V206H117ZM136 207V206H135ZM141 207V205L138 207V208H140ZM12 206H11V211H12ZM16 208V207H15ZM39 208V207H38ZM44 208V207H43ZM42 208V209H43ZM50 208V207H49ZM60 208H61V205H60ZM130 208V207H129ZM135 209V210H139V209ZM146 208V207H145ZM164 208H165V206H164ZM7 209V208H6ZM21 209V208H20ZM19 209V210H20ZM30 209V208H29ZM28 209V210H29ZM41 209V208H40ZM39 209V210H40ZM48 209V208H47ZM62 209V208H61ZM107 209V210H106ZM131 209V208H130ZM149 209V208H148ZM151 209V208H150ZM4 210V209H3ZM2 210V211H3ZM51 210V209H50ZM115 210H117V211H115ZM132 211H133V209H131ZM35 211H37L36 209H35ZM44 211H45V209H44ZM58 211V210H57ZM140 211V210H139ZM142 211V210H141ZM164 211V210H163ZM14 212H15V210H14ZM28 212V211H27ZM32 212V211H31ZM41 212H42V210H41ZM48 212V211H47ZM60 212V211H59ZM136 212V211H135ZM134 212V213H135ZM151 212V211H150ZM149 212V213H150ZM4 213H6L5 211H4ZM7 213H8V211H7ZM6 213V214H7ZM16 213V212H15ZM33 213V212H32ZM35 213V212H34ZM33 213V214H34ZM45 213V212H44ZM56 213H58V212H56ZM129 213V212H128ZM138 213V212H137ZM143 213V212H142ZM148 213V212H147ZM153 213H154V211H153ZM153 213H151L152 215H153ZM37 214V213H36ZM39 214H40V212H39ZM136 214V213H135ZM24 215H26V214H24ZM42 215V214H41ZM41 215H39L40 217H41ZM54 215H56V214H54ZM53 215V216H54ZM131 215V214H130ZM133 215V214H132ZM145 215V214H144ZM148 215V214H147ZM5 216V215H4ZM18 216V215H17ZM20 217H21V215H19ZM22 216H23V214H22ZM30 216V215H29ZM37 216V215H36ZM39 216H38V218H39ZM49 216V215H48ZM136 216H137V218H138V215L136 214ZM142 216V215H141ZM141 216H139L140 218H142ZM14 217V216H13ZM31 217V216H30ZM44 217H46V216H44ZM56 217H58L57 215H56ZM0 218H2V216L0 217ZM8 218V217H7ZM24 218V217H23ZM32 218V217H31ZM43 218V217H42ZM49 218V217H48ZM51 219H53L52 217H50ZM63 218V219H62ZM131 218V217H130ZM133 218V217H132ZM13 219H15V217L13 218ZM22 219V218H21ZM28 219V218H27ZM37 219V218H36ZM39 219H41V218H39ZM46 219V218H45ZM58 219V218H57ZM4 220V219H3ZM19 220V219H18ZM23 220V219H22ZM24 220H26V219H24ZM43 220H44V218H43ZM48 220V219H47ZM152 220H153V218H152ZM11 221V220H10ZM9 221V222H10ZM12 221H14V220H12ZM11 221V222H12ZM30 221H32V220H30ZM49 221V220H48ZM57 221V220H56ZM55 221V222H56ZM136 221H137V219H136ZM4 222V221H3ZM2 222V223H3ZM5 222H7V220L5 221ZM4 222V223H5ZM8 222V223H9ZM34 222H37V221H35L34 220ZM40 222V221H39ZM43 222V221H42ZM130 222H131V219H130ZM175 222V221H174ZM47 223V222H46ZM52 223V222H51ZM128 223V222H127ZM165 223V222H164ZM33 224H35V223H33ZM38 224H41V223H38ZM155 224H156V222H155ZM2 225V224H1ZM15 225V226H14ZM144 225V224H143ZM147 225H148V223H147ZM18 226H21L20 228L18 227ZM38 226H40V225H38ZM42 226H43V224H42ZM137 226H136V224H135V227L137 228ZM142 226V225H141ZM163 226V225H162ZM2 227V226H1ZM46 227H47V225H46ZM134 227V226H133ZM149 227V226H148ZM167 227H166V229H167ZM40 228V227H39ZM43 227H41L40 228V230L42 229ZM44 228H45V225H44ZM49 229H50V227H48ZM126 228V227H125ZM130 228V227H129ZM131 228H132V226H131ZM0 229H2V228H0ZM49 229H46L45 231H47V230H49ZM128 229V228H127ZM1 231V230H0ZM29 231V232H28ZM37 231H39L38 229H37ZM43 231V230H42ZM40 232V231H39ZM53 232V231H52ZM133 232V231H132ZM44 233V235H45V232H43ZM33 235H35L36 236V234H37V232H36V234L35 233H32ZM41 234V233H40ZM39 234V235H40ZM47 234V233H46ZM130 234V233H129ZM2 235V234H1ZM43 235V236H44ZM29 236H31V235H29ZM50 237V236H49ZM56 237L58 238V236L56 235ZM1 238V237H0ZM36 238V237H35ZM41 238V237H40ZM29 239H31V237L29 238ZM52 239V240H51ZM37 240V239H36ZM41 240V239H40ZM46 240V239H45ZM57 239H55V241H56ZM61 240V241H60ZM39 241V239L37 240V242ZM47 241V240H46ZM50 241H48V242H50ZM160 243L161 245H159V244H156L155 245V243ZM44 243V242H43ZM38 245H40V242L39 243H37ZM30 246V247H29ZM33 246V245H32ZM49 246V245H48ZM180 246V245H179ZM34 247H35V245H34ZM38 247V246H37ZM39 247H41V246H39ZM50 247V246H49ZM52 248V247H51ZM50 248V249H51ZM49 249V248H48ZM53 249V250H54ZM35 250V251H34ZM52 250V249H51ZM52 250V251H53ZM37 252V251H36ZM49 253V252H48ZM47 253V254H48ZM54 253V254H55ZM39 254V255H38ZM46 254V255H47ZM53 254V255H54ZM188 255H190L189 253H188ZM48 256V255H47ZM214 257V256H213ZM192 261V262H191ZM218 261H219V263H218ZM230 261H236V262H238V261H247V263L248 264H264V251L263 252H261V255H250V256H243L242 255V252H237V255H233V256H228V258H223V259H217V263H215V264H224L225 262H226V264H228ZM228 262V263H227ZM49 264V263H48Z\"/></svg>","mask_w":264,"mask_h":264},{"label":"clouds","instance_id":"clouds-1","mask_svg":"<svg viewBox=\"0 0 264 264\" xmlns=\"http://www.w3.org/2000/svg\"><path fill=\"white\" fill-rule=\"evenodd\" d=\"M193 25L206 45V53L210 57L214 49L212 47V36L216 29L217 14L210 6L209 0H194Z\"/></svg>","mask_w":264,"mask_h":264},{"label":"built area","instance_id":"built-area-1","mask_svg":"<svg viewBox=\"0 0 264 264\" xmlns=\"http://www.w3.org/2000/svg\"><path fill=\"white\" fill-rule=\"evenodd\" d=\"M231 264H248L247 261H233Z\"/></svg>","mask_w":264,"mask_h":264}]
</instances>
